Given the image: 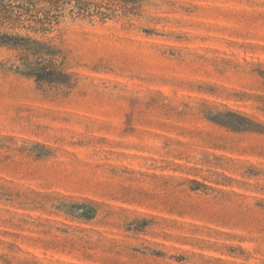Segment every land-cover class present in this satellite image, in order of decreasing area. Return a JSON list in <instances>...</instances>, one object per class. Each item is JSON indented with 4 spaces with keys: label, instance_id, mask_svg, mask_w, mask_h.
Wrapping results in <instances>:
<instances>
[{
    "label": "rangeland",
    "instance_id": "374dc122",
    "mask_svg": "<svg viewBox=\"0 0 264 264\" xmlns=\"http://www.w3.org/2000/svg\"><path fill=\"white\" fill-rule=\"evenodd\" d=\"M59 8L0 26L57 51L0 44V264H264V0Z\"/></svg>",
    "mask_w": 264,
    "mask_h": 264
},
{
    "label": "trees",
    "instance_id": "16d2710c",
    "mask_svg": "<svg viewBox=\"0 0 264 264\" xmlns=\"http://www.w3.org/2000/svg\"><path fill=\"white\" fill-rule=\"evenodd\" d=\"M71 1L76 2L79 15H89V17L96 15L102 20L110 17L111 14L107 11L114 13L120 8L130 11L137 3V0H89V2L86 0H0V26L12 25L14 27L25 22H32L36 24L35 31L45 33L52 28L54 23H57L59 17L52 11L58 12L59 7ZM41 3L48 7H38ZM18 40L20 42H17ZM0 44L17 48L24 57L33 58L36 62L48 61L47 58H49L50 64L57 66L55 62L57 51L47 43L41 44L31 38L4 33L0 35Z\"/></svg>",
    "mask_w": 264,
    "mask_h": 264
}]
</instances>
